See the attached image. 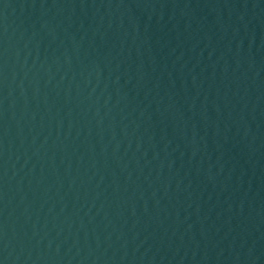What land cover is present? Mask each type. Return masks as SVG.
<instances>
[{
  "label": "water",
  "instance_id": "95a60500",
  "mask_svg": "<svg viewBox=\"0 0 264 264\" xmlns=\"http://www.w3.org/2000/svg\"><path fill=\"white\" fill-rule=\"evenodd\" d=\"M0 264H264V0H0Z\"/></svg>",
  "mask_w": 264,
  "mask_h": 264
}]
</instances>
